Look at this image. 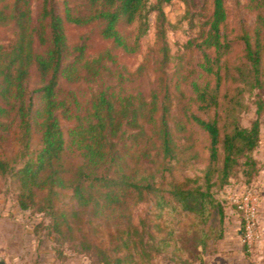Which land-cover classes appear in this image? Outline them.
<instances>
[{
  "label": "trees",
  "instance_id": "trees-1",
  "mask_svg": "<svg viewBox=\"0 0 264 264\" xmlns=\"http://www.w3.org/2000/svg\"><path fill=\"white\" fill-rule=\"evenodd\" d=\"M4 1L0 0V26H12L15 38L8 45L0 43V143L18 148L9 156L0 152V176L11 177L19 207L49 216L52 232L78 240L81 251L99 253L102 264H123L130 257L120 254L127 245L122 233L137 229L129 216L123 219L132 206L147 199H155L161 209L171 205L200 217L216 207L221 221L223 203L214 199L211 187L224 188L240 173L245 180L237 178L239 183L248 188L257 171L253 151L264 102H255L256 117L243 125L239 113L244 90L238 84L252 90L264 83V0H250L256 13L254 29L251 36H240L242 50L235 63L226 59L234 43L222 32L227 18L224 0H212L199 42L207 80L192 84L196 110L185 109L179 117L171 114L166 86L163 91L160 86L127 94L102 87L85 102L63 87L96 79L102 61L113 59L109 50L90 58L84 44L71 48L66 24L97 23L99 35L112 48L133 54L154 12L164 61L168 47L162 4L170 0H62L61 5L43 0L37 21L30 0ZM32 69L40 85L29 92L26 82ZM62 120L70 122L66 136ZM187 124L206 136L203 183L172 177L157 184V172L165 178L172 162L189 164L197 156L177 143V134ZM72 157L79 162L73 163ZM94 221L115 226L106 247L88 236L87 226ZM160 244L167 245L166 238Z\"/></svg>",
  "mask_w": 264,
  "mask_h": 264
},
{
  "label": "rangeland",
  "instance_id": "rangeland-1",
  "mask_svg": "<svg viewBox=\"0 0 264 264\" xmlns=\"http://www.w3.org/2000/svg\"><path fill=\"white\" fill-rule=\"evenodd\" d=\"M11 2L12 0H5L3 3ZM54 2L61 5L62 0ZM42 4L43 0H30L34 21L38 20L42 12ZM224 6L227 18L222 26V32L226 39L234 43L233 50L226 59L228 63H235L242 50L240 36L252 35L256 13L250 6V0H224ZM162 8L166 18L165 41L168 47L167 58L164 61L156 42L154 12L149 14V28L140 39L139 49L133 54H125L119 49L112 48L111 42L99 35L100 26L97 23L84 26L66 24L65 31L71 48L84 44L85 53L90 58L109 50L113 59L107 58L102 61L100 74L96 79L63 84V87L71 90L79 100L85 102L93 92L102 87L127 94L139 90L147 93L160 86L161 88L166 86L170 91L169 102L173 116H182L185 109L195 111L192 84L207 80L200 66L203 52L199 42L203 30L208 26L207 21L213 8L212 0H170L164 2ZM14 38L12 26H0L1 44L8 45ZM39 85V76L32 69L26 82L27 90L30 92ZM238 85L243 86L244 90L240 120L243 125H248L256 117L255 102L258 99L264 102V83L260 88L252 90L245 84ZM61 125L66 136L70 122L62 120ZM177 143L183 148H190L197 156L192 158L189 164L187 161L172 162L171 174L166 172V177L163 178L157 172L156 183H167L172 177L177 179L188 177L196 178L199 184H202L206 136L195 125L187 124L186 130L177 134ZM17 148L16 144L0 143V152L5 156H9ZM182 153L187 154L186 151ZM253 156L256 159L257 171L248 188L239 183L237 178L244 177L238 173L237 178L231 179L230 185L223 188L219 184H214L210 189L214 199L221 202V205L223 203L221 221L216 207L211 208L208 215L200 217L194 213L173 209L171 205L161 209L155 205L153 198L132 206L123 221L125 222L129 216L131 224L136 226L138 232L133 231V227L127 230L123 228L125 234L122 233V239L127 245H123L120 254H130L123 264H157L156 261L158 264H214L217 261L214 256L219 250V242L222 243L224 240L236 243L237 251L241 252L239 258L235 259L236 264H244L245 260H249L259 229L253 243L247 245L242 234L243 214L229 201L230 193L227 191L251 190L264 176V107L260 115L259 142ZM72 160L73 163L79 162L78 158ZM189 184L194 183L190 181ZM16 193L17 188L11 177L0 176L1 263L102 264L99 253L94 250L81 251L77 247L78 240H69L66 235L52 232L49 227V216L32 209L22 210L18 205ZM98 222L94 221L86 230L93 242L106 247L111 239L109 233H114L115 226L105 227ZM162 238H166L167 245L160 244ZM222 246L226 252L228 246H225V242Z\"/></svg>",
  "mask_w": 264,
  "mask_h": 264
},
{
  "label": "crops",
  "instance_id": "crops-1",
  "mask_svg": "<svg viewBox=\"0 0 264 264\" xmlns=\"http://www.w3.org/2000/svg\"><path fill=\"white\" fill-rule=\"evenodd\" d=\"M236 190L232 191L229 189L227 191L228 193H230L228 197L231 195L243 194L245 192L243 190L240 192H236ZM249 191H251V194L256 202L257 227L259 229V235L256 239L255 246L252 249V255L250 259L247 261L245 260L244 264H264V176L261 177V181L257 183L255 188ZM224 242L225 246H228L226 252L222 246L224 245ZM226 243L228 245H226ZM240 253V251H237L236 243L227 242L225 240L222 243L219 242V250L214 256L217 261L214 264H217V262H220V264H236L235 259L239 258V256L241 255ZM156 263L158 264V261H156Z\"/></svg>",
  "mask_w": 264,
  "mask_h": 264
},
{
  "label": "built area",
  "instance_id": "built-area-1",
  "mask_svg": "<svg viewBox=\"0 0 264 264\" xmlns=\"http://www.w3.org/2000/svg\"><path fill=\"white\" fill-rule=\"evenodd\" d=\"M228 199L243 214V238L247 245H251L258 235L255 199L249 190L243 194L231 195Z\"/></svg>",
  "mask_w": 264,
  "mask_h": 264
},
{
  "label": "water",
  "instance_id": "water-1",
  "mask_svg": "<svg viewBox=\"0 0 264 264\" xmlns=\"http://www.w3.org/2000/svg\"><path fill=\"white\" fill-rule=\"evenodd\" d=\"M1 264H3V263H1Z\"/></svg>",
  "mask_w": 264,
  "mask_h": 264
}]
</instances>
